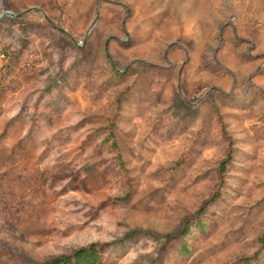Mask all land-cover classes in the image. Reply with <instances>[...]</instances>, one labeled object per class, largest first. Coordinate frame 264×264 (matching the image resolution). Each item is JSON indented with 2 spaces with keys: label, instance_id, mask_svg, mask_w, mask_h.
I'll use <instances>...</instances> for the list:
<instances>
[{
  "label": "rangeland",
  "instance_id": "rangeland-1",
  "mask_svg": "<svg viewBox=\"0 0 264 264\" xmlns=\"http://www.w3.org/2000/svg\"><path fill=\"white\" fill-rule=\"evenodd\" d=\"M80 249L264 264V0H0V264Z\"/></svg>",
  "mask_w": 264,
  "mask_h": 264
},
{
  "label": "trees",
  "instance_id": "trees-1",
  "mask_svg": "<svg viewBox=\"0 0 264 264\" xmlns=\"http://www.w3.org/2000/svg\"><path fill=\"white\" fill-rule=\"evenodd\" d=\"M111 137H113L112 133H111ZM113 145L116 147L115 141L113 142ZM119 162L121 164L123 163L120 156H119ZM95 254H96L95 251L92 249L90 250L80 249L74 254V256L60 257L52 261L44 262L40 264H94L96 258Z\"/></svg>",
  "mask_w": 264,
  "mask_h": 264
}]
</instances>
